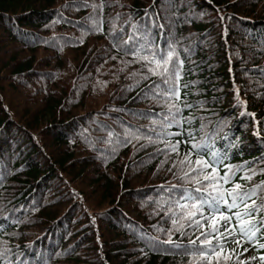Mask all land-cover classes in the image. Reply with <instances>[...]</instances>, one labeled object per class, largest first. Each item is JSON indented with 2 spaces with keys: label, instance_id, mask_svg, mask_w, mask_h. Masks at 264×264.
<instances>
[{
  "label": "trees",
  "instance_id": "trees-1",
  "mask_svg": "<svg viewBox=\"0 0 264 264\" xmlns=\"http://www.w3.org/2000/svg\"><path fill=\"white\" fill-rule=\"evenodd\" d=\"M100 3L0 0V252L10 250L5 264H201L163 243L169 229L184 246L199 234L181 236L167 212L168 197L193 185L179 178L190 145L178 157L166 144L186 139L185 130L196 141L208 136L235 182L264 181V0H172L166 10L161 0H103L94 11ZM153 8L164 25L161 34L148 21L156 43L173 41L183 61L180 115L193 118L167 129L179 131L168 139L145 138L160 128L151 114L167 111L143 94L158 77L132 76L147 70L125 66L133 57L112 47L121 28L115 43L127 40L129 17L140 26ZM93 15L103 31L93 30ZM260 232L251 246L229 238L240 255L227 264H264Z\"/></svg>",
  "mask_w": 264,
  "mask_h": 264
},
{
  "label": "snow or ice",
  "instance_id": "snow-or-ice-1",
  "mask_svg": "<svg viewBox=\"0 0 264 264\" xmlns=\"http://www.w3.org/2000/svg\"><path fill=\"white\" fill-rule=\"evenodd\" d=\"M153 2L155 3V0ZM83 6L87 7L88 5ZM103 6V0L100 4L91 5L94 11L98 8L102 10ZM171 6L172 0H161L162 9L166 10ZM144 15L147 20L140 26L131 23V17H129L125 21L130 25L127 40L120 44L115 43L124 35V29L121 28L120 34L113 37L112 47L122 51L125 56L133 57L130 61H121L125 66L130 63H140L141 68L147 70L145 73L138 69L131 74L132 76L138 75L144 80H147L149 75L158 77L156 82H150L151 87L143 94L146 98L155 99L166 107L167 111L151 114L161 116L160 128L157 132H149L145 138L151 139L155 135L160 139H168L179 135V131L169 132L166 131L167 129L173 126L180 129L181 121L190 123L193 119L180 115L179 69L183 61L180 60L173 41L169 40L165 47L156 43L155 36L151 33L148 24V21H151L156 28L161 30V34L163 33L164 25L152 20L153 16L158 15L156 9L153 8L151 13L145 10ZM89 19L93 21L94 31H103L96 15L90 16ZM115 19H119V14ZM112 27L114 30V24ZM129 41H131L130 44ZM111 58L115 59L116 57ZM183 107L192 108L193 106L184 103ZM140 115L145 114L141 113ZM153 123H156L155 119H153ZM204 127L203 124L200 125L201 129ZM185 131L188 133L186 139L176 140L174 143L166 144V147L170 152L177 153L179 157V145L181 143L190 145L183 156L179 157V178L184 184H191L193 187H181L175 198L170 195L167 199V212L171 213L170 219L174 225H177L176 230L180 231L181 236L186 234L191 236L193 232L199 234L188 240V246H184L172 241V229H169L168 240L163 243L171 244L177 249L183 248L182 254L197 258L201 264H204V261H207V264H212L213 258H215V264H227L233 253L237 257L240 255L234 249L227 247L230 242L229 238H231V242L235 243L247 240L251 246L258 239L257 232L264 228V217L256 219V213L264 211V187H262L264 181L261 182V185L252 188H243L240 183L233 180L235 173L232 171V166L223 163L224 154L218 153L214 147L210 146V137L202 136L200 141H196L191 130ZM111 134L110 132L109 135ZM257 134L259 135V133ZM131 135L132 138L138 139L139 129L132 130ZM176 163V161L173 162L174 165ZM220 167L224 169L223 174L218 170ZM173 175L176 176L175 173ZM250 178V176L241 177V179ZM161 188L169 193L177 190L176 185H172L168 189H164L163 186ZM257 188H261L259 197ZM257 198L261 201L259 204H257ZM157 206H160L159 201ZM233 220H235V225H233ZM184 221L186 224L183 223ZM221 222H223L222 226ZM185 227L189 230L187 233L183 231ZM200 229H204V231L200 232ZM260 235L264 236V232H260ZM213 240L216 241L214 244ZM256 246L264 248V243H259ZM243 251L247 252L248 248L245 247ZM222 253H224L223 256ZM9 254L10 250L5 247L0 252V264H5ZM248 259L252 260L255 257L250 256ZM260 260L264 261V254L260 256ZM237 264H244V262L238 260Z\"/></svg>",
  "mask_w": 264,
  "mask_h": 264
}]
</instances>
